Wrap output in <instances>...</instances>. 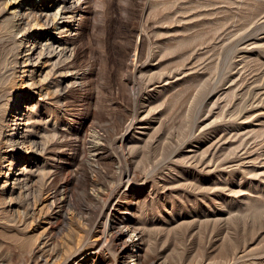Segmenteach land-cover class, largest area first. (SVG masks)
Instances as JSON below:
<instances>
[{
	"label": "rangeland",
	"instance_id": "obj_1",
	"mask_svg": "<svg viewBox=\"0 0 264 264\" xmlns=\"http://www.w3.org/2000/svg\"><path fill=\"white\" fill-rule=\"evenodd\" d=\"M80 2L66 58L77 80L67 72L65 91L38 111L22 102L43 116L27 129L45 144L28 184L32 194L61 185L74 209L130 168L136 177L116 188L126 197L112 208V231L123 233H102L104 213L90 224L67 206L66 217L51 213L45 193L20 221L25 198L8 213L6 196L0 264H264V28L244 29L264 0ZM7 39L0 22V64ZM10 86L0 79V95ZM90 140L104 151H89Z\"/></svg>",
	"mask_w": 264,
	"mask_h": 264
},
{
	"label": "bare ground",
	"instance_id": "obj_2",
	"mask_svg": "<svg viewBox=\"0 0 264 264\" xmlns=\"http://www.w3.org/2000/svg\"><path fill=\"white\" fill-rule=\"evenodd\" d=\"M256 1L243 0L244 4L247 3L248 5ZM80 3V0H1L0 22L8 35L7 46L10 48V53L4 57L0 64V79L2 82H11L12 86H10L11 88L8 87L10 89L8 93L3 91L0 95V148H8L6 154H3L2 150L0 151V158L2 159L0 162L2 164L0 165V178L2 175L0 179L2 181L0 201L4 199L5 202L6 196L9 198L6 200L7 202L9 200L7 204V212L9 213L13 208L11 201L17 198V195L23 196L28 208L27 211L24 209L21 212L20 221L24 220L22 218L29 213L30 204L32 207L37 204L36 201L41 197V193L46 194L44 198H41L46 201L51 213H57L56 211L59 210V215L62 217L68 215L64 212V206L69 207V219L77 215L84 223L87 222L88 224L104 213L105 217L101 221V231L109 236L110 240H114V237L117 238L118 234L122 235L123 230L120 229L113 233L112 219L116 217V213L112 208L118 206V204H115L118 196L126 197L124 196L126 195L124 190L121 194H117L116 188L122 184L126 187L129 182L135 179L136 175L130 168L125 167L121 171L115 188L112 185H107L106 181L103 180L102 182L106 184L103 194L97 193V195L92 196L87 193L90 203H83L74 207V209H72V203L66 200V192L61 185L43 186L38 190V193L32 194L33 190L30 191L31 188L28 184L29 175L26 172V167L35 163L33 152L45 150V144L38 141L33 132L27 131L28 126H35L43 118L42 114L37 112L39 110L37 107L44 105L43 103L49 92L53 96H58L65 91V88L69 85L68 83H70H65L66 75L69 74H66L67 72L71 73L70 78H74L71 84L78 78L75 76L76 72L73 71V62L68 61L66 58L71 56L67 54V50L70 48L69 45L72 44H70V33L79 28V26L78 28L74 27V24L77 20L78 11L81 9ZM249 13V25L244 29L250 31L264 28V8H255L253 12ZM77 32L79 31L77 30ZM240 42L237 38L231 45L235 47ZM49 76L52 78L51 81L47 80ZM28 100L36 101L33 104L29 102L27 105L36 106L37 111L28 107L21 108L22 102ZM16 102H18L17 106ZM129 128L130 124L126 126L124 136ZM261 136L263 137V135ZM11 147L23 151L18 153L16 160L21 161L20 167L17 166L16 170L12 166L11 158L14 153H10ZM87 148L96 155L104 151V146L94 140L88 142ZM7 160H11V162L8 164V170L4 171L2 167L6 165L5 161ZM92 169L95 171L100 170L94 166H92ZM97 173L101 177V172L98 171ZM86 176L85 184L96 186L97 182L91 179L87 173ZM92 204L94 207H92ZM132 204L131 200H125V208L131 209ZM125 224L129 223L126 222ZM132 230L136 234H141V231L136 227H132ZM45 242L46 239L41 241L42 244ZM128 244L124 240L122 247ZM140 245V242L134 244L137 247ZM37 248L40 249L41 246L39 245ZM135 260V264H142L138 256Z\"/></svg>",
	"mask_w": 264,
	"mask_h": 264
}]
</instances>
